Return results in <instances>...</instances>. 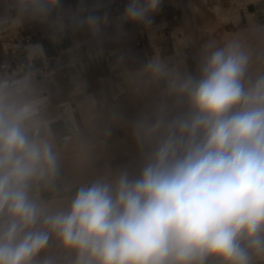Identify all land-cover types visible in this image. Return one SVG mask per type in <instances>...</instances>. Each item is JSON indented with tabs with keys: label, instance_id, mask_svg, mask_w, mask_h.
Instances as JSON below:
<instances>
[{
	"label": "clouds",
	"instance_id": "9594fccd",
	"mask_svg": "<svg viewBox=\"0 0 264 264\" xmlns=\"http://www.w3.org/2000/svg\"><path fill=\"white\" fill-rule=\"evenodd\" d=\"M160 5L128 0L121 19L150 27ZM59 7L8 0L0 26L48 22ZM107 22L81 6L54 26L96 35ZM129 80L159 89L128 121L140 162L81 185L67 209L31 194L59 163L25 128L30 109H0V264H60L42 255L52 237L70 264H264V21L206 41L195 73L155 55Z\"/></svg>",
	"mask_w": 264,
	"mask_h": 264
},
{
	"label": "crops",
	"instance_id": "0c3cea01",
	"mask_svg": "<svg viewBox=\"0 0 264 264\" xmlns=\"http://www.w3.org/2000/svg\"><path fill=\"white\" fill-rule=\"evenodd\" d=\"M127 3L128 0H60V7L48 22L26 18L18 29L11 25L0 26V65L7 64L11 68L0 77V109H30L25 128L40 118L48 124L59 122L61 116L68 120L71 115L79 113V109L86 108L85 103L97 91L96 80L104 77L106 67L115 74L123 68L128 72L143 71L146 63L157 55L156 44L167 49L165 38L181 39L179 30L185 32L187 29L185 22L190 10L185 0H181L180 9L179 4L161 0L158 11L152 15L150 27L122 21ZM7 4L8 0H0V15L5 13ZM81 6L100 16L107 14L108 22L102 25L98 34L94 36L83 27H66L62 32L55 28L57 16L62 15L67 21L68 15ZM233 8V16L240 25L248 26L253 16L264 21V0L235 4ZM153 28L162 30L156 34L159 39L155 44ZM176 31L178 35L174 34ZM148 32H151L152 40ZM5 43H9L7 49L4 48ZM76 43H79V47H75ZM33 46L39 49L30 55L29 49ZM99 48L103 57L99 54ZM83 51L89 53V60L84 58V72L80 76L71 74L65 62L71 58V53L79 55ZM99 55L101 61L95 62ZM165 58L172 63L173 58L169 53H165ZM98 74L101 76L98 77ZM79 81L80 92H77L75 86L78 87ZM36 101H40L39 111L33 106ZM69 106L72 109L70 112ZM27 130L30 135L34 133V129Z\"/></svg>",
	"mask_w": 264,
	"mask_h": 264
},
{
	"label": "rangeland",
	"instance_id": "374dc122",
	"mask_svg": "<svg viewBox=\"0 0 264 264\" xmlns=\"http://www.w3.org/2000/svg\"><path fill=\"white\" fill-rule=\"evenodd\" d=\"M185 1L188 2L187 7L189 5L191 8H188L190 11L185 22L186 31L178 29L182 38L176 40L172 37L165 38L168 48H161L157 46L158 43L155 52L162 58H165V53H169L173 58L170 64L181 63L184 69L195 73L199 51L206 41L219 40L226 34L247 29V26L240 25L234 18L233 6L254 0ZM181 4L179 0V9ZM159 32L162 30L154 31V44L159 39L156 35ZM252 43L255 47L256 42ZM75 47H79V43H76ZM99 51L103 57L100 48ZM88 54V51L80 52L79 55L71 53L69 56L71 58L65 62L66 69L72 71L71 74L76 73L80 76V73L85 70L86 59L84 58L89 60ZM100 55L96 56L98 60L95 62L101 61ZM125 70L123 68L121 72L116 71L115 74L106 67L104 77H99L101 75L98 74L99 78L95 83L97 91L92 94L90 101L85 103L86 108L79 109V113L71 115L70 119L67 120L61 116L59 122L48 124L40 118L35 120V124L26 128L34 129V133L48 139L58 156L59 171L51 184L39 182L34 184L31 190V194L37 201L43 203L49 210L67 209L81 185L89 184L99 177L108 176L120 167H130L132 162L133 168L138 166L139 154L132 139L128 121L137 117L146 102L147 109L151 107L158 96L159 89L152 87L146 93H138L135 85L129 80V74H139L142 71ZM79 86L80 81L78 87L75 86L77 92H80ZM38 103L40 101L33 104L36 109ZM68 108V112L72 111L70 106ZM134 159L137 160L134 161ZM2 219L0 218V221ZM42 255H53L58 258L60 264H70L71 260V257L59 249L55 237L51 238L46 253Z\"/></svg>",
	"mask_w": 264,
	"mask_h": 264
},
{
	"label": "bare ground",
	"instance_id": "6f19581e",
	"mask_svg": "<svg viewBox=\"0 0 264 264\" xmlns=\"http://www.w3.org/2000/svg\"><path fill=\"white\" fill-rule=\"evenodd\" d=\"M168 2H170V3H172V4H179V0H168ZM191 2V1H190ZM192 6H193V4H192ZM196 7V6H195ZM187 8H191V7H189V5H188V7ZM196 8H198V7H196ZM174 34L175 35H178V32L176 31V32H174ZM148 35H149V38L152 40V35H151V32H148ZM6 44V47H4L5 49H7L8 48V46H9V43H5ZM31 48V47H30ZM40 51V50H39ZM44 56V55H43ZM126 71V70H125ZM126 74H127V72H126ZM126 79V78H125ZM73 81L74 82H76L77 83V81L75 80V78H73ZM125 81V80H124ZM144 96V95H143ZM144 100V99H143ZM144 102V101H143ZM143 105V104H142ZM142 105H141V107H142ZM143 108V107H142ZM142 108H140V109H142ZM148 109H147V102H146V104H145V106H144V108L138 113V115L137 116H139L140 114H142L143 112H145V111H147ZM132 120V119H131ZM128 128V127H127ZM130 134V133H129ZM131 154V153H130ZM135 160H137V159H134V161ZM130 167L131 168H133L134 167V164H133V162L130 164Z\"/></svg>",
	"mask_w": 264,
	"mask_h": 264
},
{
	"label": "built area",
	"instance_id": "2783aa9c",
	"mask_svg": "<svg viewBox=\"0 0 264 264\" xmlns=\"http://www.w3.org/2000/svg\"><path fill=\"white\" fill-rule=\"evenodd\" d=\"M18 68V67H15ZM11 68L7 64H2L0 65V77L2 76L3 73L6 71H9Z\"/></svg>",
	"mask_w": 264,
	"mask_h": 264
}]
</instances>
